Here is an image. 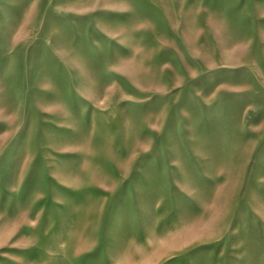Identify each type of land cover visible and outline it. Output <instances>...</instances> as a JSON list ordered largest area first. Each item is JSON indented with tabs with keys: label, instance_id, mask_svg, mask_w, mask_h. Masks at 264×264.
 <instances>
[{
	"label": "rangeland",
	"instance_id": "rangeland-1",
	"mask_svg": "<svg viewBox=\"0 0 264 264\" xmlns=\"http://www.w3.org/2000/svg\"><path fill=\"white\" fill-rule=\"evenodd\" d=\"M0 264H264V0H0Z\"/></svg>",
	"mask_w": 264,
	"mask_h": 264
}]
</instances>
